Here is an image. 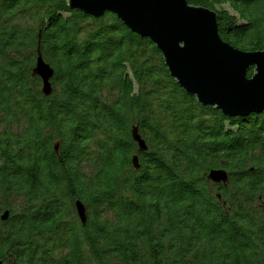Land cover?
<instances>
[{
    "label": "trees",
    "instance_id": "obj_1",
    "mask_svg": "<svg viewBox=\"0 0 264 264\" xmlns=\"http://www.w3.org/2000/svg\"><path fill=\"white\" fill-rule=\"evenodd\" d=\"M187 1L233 47L264 50V0ZM0 117L1 264H264V112L200 105L115 14L0 0Z\"/></svg>",
    "mask_w": 264,
    "mask_h": 264
},
{
    "label": "water",
    "instance_id": "obj_2",
    "mask_svg": "<svg viewBox=\"0 0 264 264\" xmlns=\"http://www.w3.org/2000/svg\"><path fill=\"white\" fill-rule=\"evenodd\" d=\"M71 10L94 18L115 14L137 35L150 39L163 55L165 65L178 85L204 107L224 115L264 112V51H243L222 40L216 11L187 0H67ZM33 75L39 76L45 95L53 92L54 70L38 52ZM254 67L251 78L248 70ZM139 151L148 146L138 127L132 130ZM59 143L55 146L58 153ZM133 164L139 168V157ZM228 173L212 170L208 179L228 184ZM220 198V196H219ZM77 213L86 223V208L77 202ZM8 212L3 220L8 218ZM1 264V263H0Z\"/></svg>",
    "mask_w": 264,
    "mask_h": 264
},
{
    "label": "rangeland",
    "instance_id": "obj_3",
    "mask_svg": "<svg viewBox=\"0 0 264 264\" xmlns=\"http://www.w3.org/2000/svg\"><path fill=\"white\" fill-rule=\"evenodd\" d=\"M225 6H227V5H225ZM252 68H254V67H252ZM249 71V70H248ZM247 77H248V74H247ZM207 108H211V107H207ZM250 114H252V113H250ZM250 114H248V115H246V116H244V115H241V114H239V115H235L234 117H237V116H239V117H247V116H249ZM225 117H228V116H226V115H224ZM1 117H0V136H1V134L3 133V131H5V126H3V124L1 123ZM18 128V127H17ZM57 144V143H56ZM56 146H54V149H56L55 148ZM59 150V149H58ZM57 154H59V151H58V153ZM225 171V170H224ZM229 176V175H228ZM216 184V183H215ZM216 185H219V184H216ZM0 228H2V226H1V224H0Z\"/></svg>",
    "mask_w": 264,
    "mask_h": 264
},
{
    "label": "bare ground",
    "instance_id": "obj_4",
    "mask_svg": "<svg viewBox=\"0 0 264 264\" xmlns=\"http://www.w3.org/2000/svg\"><path fill=\"white\" fill-rule=\"evenodd\" d=\"M201 7H204V6H201ZM205 8H207V7H205ZM207 9H209V8H207ZM219 30V29H218ZM223 40V39H222ZM223 41H225V40H223ZM226 42V41H225ZM264 51V50H263ZM42 56V55H41ZM39 57V56H38ZM43 58V57H42ZM37 77H39V76H37ZM43 81V80H42ZM41 91H42V93L45 95V93H44V85H42L41 86ZM53 94V92L52 93H50L49 95H45V96H47V97H49V96H51ZM190 96V95H189ZM217 109V108H216ZM218 110V109H217ZM59 147H60V145H59ZM56 152V151H55ZM57 154V153H56ZM221 198V197H220ZM87 213V212H86ZM77 215H78V217H79V219H80V222L82 223V224H86L84 221H82V219L80 218V216H79V214L77 213ZM87 217H88V215H87Z\"/></svg>",
    "mask_w": 264,
    "mask_h": 264
},
{
    "label": "flooded vegetation",
    "instance_id": "obj_5",
    "mask_svg": "<svg viewBox=\"0 0 264 264\" xmlns=\"http://www.w3.org/2000/svg\"><path fill=\"white\" fill-rule=\"evenodd\" d=\"M0 263H2V262H0Z\"/></svg>",
    "mask_w": 264,
    "mask_h": 264
}]
</instances>
